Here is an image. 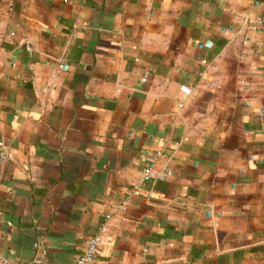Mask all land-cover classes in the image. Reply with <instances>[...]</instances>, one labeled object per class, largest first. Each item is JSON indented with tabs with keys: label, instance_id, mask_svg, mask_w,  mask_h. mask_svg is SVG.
<instances>
[{
	"label": "crops",
	"instance_id": "obj_1",
	"mask_svg": "<svg viewBox=\"0 0 264 264\" xmlns=\"http://www.w3.org/2000/svg\"><path fill=\"white\" fill-rule=\"evenodd\" d=\"M0 141L10 262L264 264V0H0Z\"/></svg>",
	"mask_w": 264,
	"mask_h": 264
},
{
	"label": "built area",
	"instance_id": "obj_2",
	"mask_svg": "<svg viewBox=\"0 0 264 264\" xmlns=\"http://www.w3.org/2000/svg\"><path fill=\"white\" fill-rule=\"evenodd\" d=\"M258 23H261V20H258ZM144 81V80H143ZM10 148L7 144L0 141V167L3 166L10 160ZM150 177L149 170L144 173V179L147 180ZM133 194H138V186L133 187ZM124 210V208H121ZM105 219H109L108 216ZM106 221L103 225H101L98 229V232L88 239L85 245V249L83 250L82 254L76 258L73 264H98V256H99V246L102 241V237L106 232ZM0 264H20L10 262L7 259L3 258L0 254Z\"/></svg>",
	"mask_w": 264,
	"mask_h": 264
},
{
	"label": "water",
	"instance_id": "obj_3",
	"mask_svg": "<svg viewBox=\"0 0 264 264\" xmlns=\"http://www.w3.org/2000/svg\"><path fill=\"white\" fill-rule=\"evenodd\" d=\"M209 45V43H206V46H208Z\"/></svg>",
	"mask_w": 264,
	"mask_h": 264
}]
</instances>
